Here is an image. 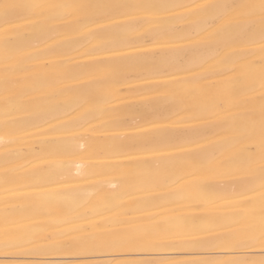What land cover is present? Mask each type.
Returning a JSON list of instances; mask_svg holds the SVG:
<instances>
[{"label":"bare ground","instance_id":"6f19581e","mask_svg":"<svg viewBox=\"0 0 264 264\" xmlns=\"http://www.w3.org/2000/svg\"><path fill=\"white\" fill-rule=\"evenodd\" d=\"M81 2V0H42ZM93 4L178 3L196 5L208 0H84ZM188 9L175 13H146L125 9L113 16H101L103 24L90 31H64L50 45L64 42V54L30 61L49 86L64 90L62 104L38 127L5 126L0 99V140L24 153L17 161L16 175L24 190L15 195L0 185V215L7 199L15 208L10 225L13 234L31 239L37 252L5 250L0 244V264H36L37 261H70L72 264H197L218 261L231 264L245 258H260V252L246 249L192 246L194 241L221 230L243 234V210L236 208L225 185L227 178L190 177L191 169L178 171L165 184L149 177L161 168L178 165L175 150L194 146L193 126L212 127V138L232 134L230 105L225 104L212 125L193 122L181 106L165 103L172 91L187 87L195 72L214 75L215 61L205 63L193 49L195 43L185 31ZM194 18V17H193ZM5 35L0 30V42ZM41 47L43 44L40 45ZM36 57L40 54L34 52ZM45 63L47 67L45 68ZM221 80L215 83H221ZM213 81L205 82L211 89ZM90 89L95 97L92 115L86 120L75 111L78 92ZM159 89V93H155ZM214 90V89H211ZM163 108L168 127L152 126V113ZM203 109V106H201ZM23 119V112L15 113ZM71 130V147L54 156L40 152L54 132ZM36 151H32L33 148ZM4 144L0 143V152ZM219 154V153H217ZM185 179L176 182L177 178ZM201 185H203L201 187ZM27 208L24 211V208ZM4 224L0 219V236ZM87 229V232L82 231ZM73 236L134 234L149 243L139 249L90 245L80 254H60L54 240ZM49 237L53 239H48ZM175 244L176 246H170ZM183 245V247H181Z\"/></svg>","mask_w":264,"mask_h":264},{"label":"snow or ice","instance_id":"6c2138e0","mask_svg":"<svg viewBox=\"0 0 264 264\" xmlns=\"http://www.w3.org/2000/svg\"><path fill=\"white\" fill-rule=\"evenodd\" d=\"M188 9L193 16L185 31L196 47L194 53L205 63L215 61L214 75L194 72V78L185 81L187 87L172 91L165 103L183 107L193 122L212 125L213 115H219L225 104L230 105L233 130L231 135L212 138V127L191 128L194 146H182L178 165L161 168L149 179L155 184L167 183L173 175L185 167L191 169L190 177L209 176L227 178L232 183L225 185L231 193L236 208L243 210L246 229L243 234L221 230L214 235L194 241L192 246L208 248L246 249L260 252V258H245L231 264H264V0H208L196 5L178 3L93 4L84 2H42V0H0V30L5 39L0 42V99L3 102L5 126L30 128L41 126L40 122L52 114V106H60L64 90L51 88L40 92L42 73L32 69L30 61L42 57L64 54V42L50 45L64 31H90L92 24H103L101 16H113L125 9L146 13H175ZM194 17V18H193ZM43 44L41 47L40 45ZM34 52L39 53L36 57ZM47 64L45 63V68ZM221 80V83L215 81ZM213 81L211 90L205 82ZM159 93V89L154 90ZM82 119L92 115L91 106L95 97L90 89L78 92L74 101ZM203 106V109H201ZM23 112V119L15 113ZM154 127H168L163 108L152 113ZM71 129L61 134L50 132L52 137L39 145L40 152L50 155L67 151L72 144L71 130L80 120L65 122ZM4 144L0 152V185L13 195L23 191L22 180L16 175L17 161L24 153ZM34 147L32 151H36ZM219 153V154H217ZM185 177L180 176L176 182ZM203 185H201L202 187ZM15 208L9 200L4 201L2 219L4 228L0 244L5 250L39 251L34 241L13 234L10 225ZM24 211L27 210L25 207ZM87 232V229H82ZM48 239H53L49 237ZM149 243L147 237L134 234L109 236H73L54 240V248L60 254L76 255L90 245L103 244L117 248L139 249ZM170 246H176L172 244ZM183 247V245H181ZM36 264H72L70 261H37ZM197 264H223L218 261H199Z\"/></svg>","mask_w":264,"mask_h":264},{"label":"rangeland","instance_id":"374dc122","mask_svg":"<svg viewBox=\"0 0 264 264\" xmlns=\"http://www.w3.org/2000/svg\"><path fill=\"white\" fill-rule=\"evenodd\" d=\"M1 134V133H0ZM3 135V134H2ZM2 135H0V136H2Z\"/></svg>","mask_w":264,"mask_h":264}]
</instances>
